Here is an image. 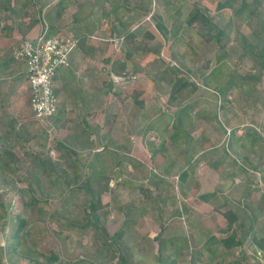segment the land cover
<instances>
[{
	"label": "rangeland",
	"instance_id": "obj_1",
	"mask_svg": "<svg viewBox=\"0 0 264 264\" xmlns=\"http://www.w3.org/2000/svg\"><path fill=\"white\" fill-rule=\"evenodd\" d=\"M67 1L57 5L68 10L63 27L70 31L60 32L74 36L71 19L87 18L92 9L88 0L83 5ZM108 2L112 11L107 21L85 19L81 24L94 34L90 42H81L91 67L87 77H93L94 91L104 90L112 66L105 60L124 59L130 76L139 71L136 79L151 84L147 107L154 102L156 116L129 130L141 135L145 149L139 153L147 164H137V142L121 132L123 112L110 114L116 117L105 119L109 131L95 134L98 143L92 138L96 149L104 143L106 157L120 163L112 167V192L104 207L97 195L103 180L90 176L88 166L71 163L83 146L74 148L77 140L69 129L46 131L28 113L9 124L10 130L0 128L4 251L18 241L9 237L7 225L16 217L26 223L20 248L0 264H45L50 255L57 257L52 264H264V254L250 241L253 233L264 234V68L258 57L264 43V0H246L243 8L241 0ZM30 6L29 22L35 23L37 8ZM194 8L216 25L212 34L223 31V47L185 24ZM127 32L131 40L124 39ZM118 36L123 42L116 53L112 40ZM113 101L86 110L94 115L84 122L97 125L100 113L115 106L121 110V100ZM70 119H75L77 133L87 129L77 116ZM154 146L163 148L152 157ZM96 153L82 151L80 157ZM92 204L97 205L94 212ZM226 212L235 215L232 234L235 241L242 237L241 245L222 246L231 234L223 231Z\"/></svg>",
	"mask_w": 264,
	"mask_h": 264
},
{
	"label": "crops",
	"instance_id": "obj_2",
	"mask_svg": "<svg viewBox=\"0 0 264 264\" xmlns=\"http://www.w3.org/2000/svg\"><path fill=\"white\" fill-rule=\"evenodd\" d=\"M86 1L87 0H80V3L82 2L83 5ZM108 1L109 0H88V5L92 9L88 17H79L75 20L71 19L74 36L77 39V48L70 56V66L68 68H61V71L59 70L60 72L56 73L53 81L54 92L57 97V114L53 118L54 125L58 131L68 132L69 129L68 134H72L73 138L77 140L72 143L75 149V144H78L83 146V153L97 152L94 157L82 159L80 157L82 151L79 150L80 153L71 160V163L78 167L88 166L90 176H94L93 178L98 180H103V185H101L103 189L98 193V196L104 207L107 204L105 203V198L112 192V186L110 185L111 182H113V179L110 178L112 167L120 163L118 160L114 163V161L106 157L104 143H101V147H99L100 150L98 148L96 149L97 146L95 147V141L93 140L95 139L98 143L101 139L98 140L99 137L96 138L95 134L108 132V128L110 127L105 123V119L109 116L115 118L117 115L118 117V114L123 112V114H121L122 116L120 115V117H122L120 123L122 127L121 132L126 133V136L129 135V138H131L133 142H137V145H135V147L133 146V150L137 157V164L142 166L147 164L139 153V150L145 149H143L144 146L141 143L142 137L141 135L131 134L129 130L144 125L145 120L152 119L156 116V106L153 105L154 102L151 103L149 108L147 107L149 103L147 102V98L150 94L151 84L146 83V81L140 82V80L136 79L140 73L139 71L132 72V75L129 76L127 80H123L121 77L122 84L120 86L110 79V76L113 75L110 71L107 73L108 81H105L107 85L106 89H99V91H94L93 77H87V75H91V67L87 61L88 58H85L82 54L81 42L83 40L90 42L89 40L93 39L92 36H94V34L92 32L87 33L83 31V25L81 24L85 19L93 24L98 23L102 19L104 22L107 21V15L112 11V6L109 5ZM67 2L70 3L69 0ZM57 4L58 0H0V128H4L2 130H10L8 125L13 122L12 126H14L19 118L24 117L27 113L32 117L29 106V88L26 80L25 67L21 62L13 58L14 49L18 47L24 39H34L42 29H46L48 36L63 34L60 32L62 30L70 31L63 27L68 16V10H61L59 7L61 5ZM29 5H35L37 8L35 11V23H32V20L29 22L31 19L30 14H32L31 6L29 7ZM54 5H57V7L55 8ZM94 10H96L95 12L98 15ZM98 26L99 25L95 26V29H97ZM118 31L122 30L119 29ZM89 48L92 47H85L86 50ZM79 54H81V58L78 57ZM111 60L113 59H106L105 62L109 63L110 61L112 64ZM85 61H87V63ZM114 62L124 63V71L128 72V65L124 59H117V61ZM121 94H123V97H121ZM100 95H102V98ZM112 99H114L113 102L115 103H117L118 99L121 100L118 101L119 106L122 107L121 110L115 106V110H110L108 114L106 112L100 113V119L99 117L95 119H99V125L84 122L86 118L87 120L88 118L92 119L94 115L86 113V110L90 113L94 112L98 104L104 103L105 106L108 104L109 107ZM129 99H132L131 103L128 102ZM114 113L116 115H110ZM73 115L74 117H78L77 122L82 121L81 123L83 126L87 128L85 130L82 128L78 132L83 133L84 131L82 137L78 138V133L75 129L73 130V127H75V119H72V121L70 119V116L73 118ZM0 133L2 132L0 131ZM162 148L161 146H154V148L150 150V156L154 157L158 155ZM147 154H149V152H147ZM150 156L148 157L150 158ZM77 172L76 169H73L74 174ZM74 176L75 175H72V180L77 178ZM150 177H153V175H150ZM105 180L108 182L107 185L104 184L106 183ZM154 183H158V181ZM141 192L143 191L141 190Z\"/></svg>",
	"mask_w": 264,
	"mask_h": 264
},
{
	"label": "built area",
	"instance_id": "obj_3",
	"mask_svg": "<svg viewBox=\"0 0 264 264\" xmlns=\"http://www.w3.org/2000/svg\"><path fill=\"white\" fill-rule=\"evenodd\" d=\"M46 29L39 31L34 39H24L13 51V58L25 67L29 88V106L35 121L43 123L46 131L53 129L57 114V97L53 81L57 70L70 66V56L77 46L73 34L48 36ZM114 52H119L121 36L112 40ZM114 82L121 77L110 76Z\"/></svg>",
	"mask_w": 264,
	"mask_h": 264
},
{
	"label": "trees",
	"instance_id": "obj_4",
	"mask_svg": "<svg viewBox=\"0 0 264 264\" xmlns=\"http://www.w3.org/2000/svg\"><path fill=\"white\" fill-rule=\"evenodd\" d=\"M245 2H246V0H241V8H243L245 6ZM219 6H221V5H219ZM185 24L187 26L195 25L199 31H202L204 33L206 32V40L207 41L214 40L217 43H219V45L221 47H223V44H222V36L224 34L223 31L217 29L216 33L212 34L211 31L217 27L211 21V19L207 15H205L200 9L194 8L191 11L190 15L188 16ZM159 28H160V26H159ZM132 38H133V35L128 33V32L124 35L125 40H131ZM129 57H130V54L127 53L125 55V58L129 59ZM258 57L260 59L259 64H261L260 68L263 69L264 68V43H263L262 47L260 48V51L258 52ZM124 70H125L124 63H120V62L112 63V66H111L112 74L117 76V77H122L123 80H127L130 75L127 72H125ZM175 72H177V71L175 70ZM115 84L120 86L122 84V81L115 82ZM225 91H226L225 89H222L221 92H225ZM55 129H56V127H55ZM71 154H74V153H71ZM184 178H185V173H182L180 175V180L183 181ZM100 181L101 180L99 179L98 183ZM104 184H106V183H104ZM202 198L206 201L208 200V196H204ZM96 207H97V205L96 206L93 204L90 205L91 211L92 212L96 211L95 210ZM224 216L227 219V225L223 228V231H225V232L231 231V234L228 235V237H226L222 241V246L225 248H230L234 245L235 246L241 245L243 243L242 237H241V239L239 238L237 241H235L234 240V238H235L234 234H232V227L231 226H232V223L234 222L233 220L235 219V215H233L231 212H226V213H224ZM25 226H26V223L20 217H16L14 222H12L10 225H7V230L11 231L9 237H12V238L15 237L18 239V241L16 242L15 247H10L9 251H4L3 248L0 247V253H1L0 260L3 258V256H9V255L13 254L17 249L20 248V242H21L20 234H21L23 228H25ZM114 236L117 237L118 235H114ZM245 237H246V235L244 236V238ZM250 241L258 251H260L261 253L264 254V234L253 233V235L250 236ZM56 261H57V257L55 255H50L49 257H47V256L44 257L45 264H52L53 262H56ZM35 264H38V263L35 262Z\"/></svg>",
	"mask_w": 264,
	"mask_h": 264
}]
</instances>
